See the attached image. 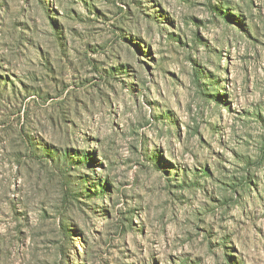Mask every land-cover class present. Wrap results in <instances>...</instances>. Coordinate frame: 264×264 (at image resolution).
I'll return each mask as SVG.
<instances>
[{
    "label": "rangeland",
    "instance_id": "rangeland-1",
    "mask_svg": "<svg viewBox=\"0 0 264 264\" xmlns=\"http://www.w3.org/2000/svg\"><path fill=\"white\" fill-rule=\"evenodd\" d=\"M0 264H264V0H0Z\"/></svg>",
    "mask_w": 264,
    "mask_h": 264
}]
</instances>
